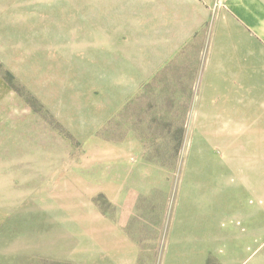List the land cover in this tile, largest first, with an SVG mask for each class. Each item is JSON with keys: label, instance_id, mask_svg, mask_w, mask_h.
<instances>
[{"label": "rangeland", "instance_id": "374dc122", "mask_svg": "<svg viewBox=\"0 0 264 264\" xmlns=\"http://www.w3.org/2000/svg\"><path fill=\"white\" fill-rule=\"evenodd\" d=\"M106 1L101 22L99 0H0V197L11 233L41 230L42 264L98 260L101 221L125 228L138 264H233L247 244L256 256L245 264H264V243L241 236L254 220L237 212L264 209V142L201 135L203 120L227 118L201 112L209 26L143 80L163 53L153 19L164 0ZM259 57L251 71L264 69ZM258 84L248 114L263 121Z\"/></svg>", "mask_w": 264, "mask_h": 264}, {"label": "crops", "instance_id": "0c3cea01", "mask_svg": "<svg viewBox=\"0 0 264 264\" xmlns=\"http://www.w3.org/2000/svg\"><path fill=\"white\" fill-rule=\"evenodd\" d=\"M99 2L100 7H103L102 10L100 8V21L104 22L107 1ZM159 10L161 14L154 16L156 19H153V25L157 27L156 31L162 32L163 53L159 55L154 71L142 79L152 78L149 75L172 61L209 26L208 47L212 60L211 66L205 71L199 95L205 98L200 102L204 106L201 112L221 113L227 118L203 120L201 128L210 131L201 135L205 142L208 139L209 142H225L222 140L225 137H231L233 141L264 142V120L249 119L251 116L248 114L252 109L251 88L259 89L258 82L264 87V69L259 67L257 72L251 71L255 61L262 63L259 52L264 57V0H164ZM131 70L140 74L135 68ZM259 108L264 112V104ZM236 112L243 115L235 118ZM237 175L240 178V174ZM243 210L240 207L237 212L243 216L244 221L247 217L254 220L252 229L246 223L247 230L241 231L244 244L264 243V209L255 210L254 214ZM11 211L9 199L5 202L0 197V264H37V260L38 264H42L44 251L41 230L34 235H13ZM238 222L240 225L241 222ZM238 236L230 231L225 238L230 242H238ZM237 247L239 249L237 251L234 248L233 257L227 258L233 264H245L247 260L255 258V250L249 244L243 248L239 245ZM98 250V260L77 262L138 264L139 249L136 242L125 228L118 225H108L105 221L102 224L101 221ZM56 254L51 251L46 258L57 261L59 256ZM64 261L75 263L73 257H66Z\"/></svg>", "mask_w": 264, "mask_h": 264}]
</instances>
